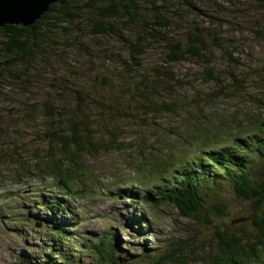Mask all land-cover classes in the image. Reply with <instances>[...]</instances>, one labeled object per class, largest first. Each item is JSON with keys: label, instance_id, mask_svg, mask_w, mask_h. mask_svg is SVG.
Listing matches in <instances>:
<instances>
[{"label": "rangeland", "instance_id": "374dc122", "mask_svg": "<svg viewBox=\"0 0 264 264\" xmlns=\"http://www.w3.org/2000/svg\"><path fill=\"white\" fill-rule=\"evenodd\" d=\"M225 8L231 11L229 15L217 17L209 12L201 25L209 27V53L214 55L209 67L214 68L216 78L204 75L205 64L186 60L171 65L175 74L185 79V86L175 88L171 95H161L164 99H125L136 92L113 85L110 93L98 89L91 91L95 106H83L82 101L78 108L70 105L57 116L45 110L36 99H21V96L44 91L46 97H52L50 82L60 84L64 75L53 74L46 67L36 65L27 75V82L32 85L28 90L19 89V82L11 78L0 77V264L12 259L17 244L31 242L9 237L13 234L21 238L14 231L19 226L17 219L24 218L27 229L37 227L39 221L26 213L29 209L47 210L41 204V196L51 195H58L49 199L53 209L67 207L64 199L71 204L66 215L59 218L68 224L67 232L83 248L69 245L72 242L64 225H56L50 229L51 259L41 264H98L101 258L96 251L89 252L88 242L81 243L87 238L97 240L95 235L103 234L112 226L119 231L121 239L136 237L146 244L134 247L151 244L154 253L165 251L154 247H160L166 234L171 241L195 237L194 245L184 251V258L164 264H208L202 257L210 248L213 253H221L217 239L220 230L240 232L251 240L257 239L259 230L246 213L264 219V207H259L254 199L239 203L234 212L217 219L213 227L179 215L178 209L171 204L159 206L144 199L150 192L162 191L174 183L173 169L190 158L187 149L201 132L213 134L247 115L264 114V0H240L238 4L227 3ZM172 31L176 36L180 29ZM122 32L127 36L125 30ZM95 38L100 41L99 46L85 39L89 45L88 54L82 51L79 56L71 55L66 63L77 67L89 62L93 68L108 73L107 82L116 74L136 78L149 71L140 67L133 72H129L132 68L127 70L131 56L121 50L125 46L118 35L103 34ZM165 46L164 43L158 46L159 51L151 57V65L163 63ZM118 57L120 64H117ZM172 96L184 99H171ZM151 102L163 104L159 106L163 109L159 111L149 104ZM64 103L69 102L64 99ZM166 103H177L191 111L173 113ZM204 105L209 116L199 119L194 111ZM73 112L86 117L83 133L93 134L87 143L90 152L82 156L79 164L71 166L77 173L76 184L71 189L58 188L50 177L45 179L31 170L42 168L48 155L59 150L53 146L57 137L50 133L59 127L66 129L64 121ZM150 175L156 179L147 181ZM221 180L225 182L226 178L223 176ZM124 195L134 196L128 199L135 203L137 212ZM238 195L231 191L223 193L222 198L224 196L227 202L235 201ZM120 206L121 217L118 214ZM36 216L40 217V213ZM240 219L243 220L238 222ZM144 221L151 225V231L148 232ZM122 226L124 228L119 229ZM54 234L62 238H55ZM31 243L37 244L36 240ZM117 245L122 251L131 250L123 243ZM58 246H63V250L56 252ZM106 253L111 256L109 250Z\"/></svg>", "mask_w": 264, "mask_h": 264}, {"label": "trees", "instance_id": "16d2710c", "mask_svg": "<svg viewBox=\"0 0 264 264\" xmlns=\"http://www.w3.org/2000/svg\"><path fill=\"white\" fill-rule=\"evenodd\" d=\"M239 1L61 0L53 4L50 12L31 26L7 24L0 27V77L11 78L14 82H19V89L28 90L32 85L27 82V75L36 66L31 64L30 60L39 58L38 52L43 50L41 48H45L48 54H53L54 64H65L71 55L79 56L82 51H86L85 55L88 54L89 45H86L85 39L91 40L94 46H99L100 41L95 36L113 34L122 39L126 49L121 47V50L127 51L131 56L127 70L132 68L129 72H133L140 67L141 70L149 69L148 72L136 78L116 74L107 82L108 73L98 67L93 68L89 62H84L75 67L73 75L64 76H77L78 80L84 78L82 83L85 82L89 87L86 99L92 105H95L91 94L93 89L110 93L113 85L136 92L125 99H164L160 96L171 95L175 88L185 86V79L175 74L171 65L186 60L199 65L205 64L204 75L210 74L211 79L216 78L214 68L209 67L214 57L209 53V27L201 25L204 17L209 16V12L217 17L229 15L231 11H228L225 5L238 4ZM174 29H180L176 36L172 31ZM124 30L127 36L122 32ZM134 32L135 37L132 35ZM161 43L166 45V55L160 53L164 57L163 63L158 66L151 65V57L159 51L158 46ZM117 64H120V58L117 59ZM50 86H54V81L50 82ZM70 93V90L66 91L68 97ZM76 99L81 98L78 96ZM171 99L184 98L172 96ZM149 104L159 111L163 109H159L163 104ZM165 106H170L173 113L191 111L190 108L177 103H166ZM194 113L199 119L209 116L206 105L198 107ZM85 121L86 117L73 112L64 121L66 129L61 130L62 127H59L51 131L50 136L57 137L53 146L59 150L48 155V161L42 168L31 171H36L45 179L50 177L58 188L67 186L71 189L76 184L77 174L71 166L79 164L82 156L90 152L87 143L91 141L93 134L83 133ZM196 139L188 147L192 148V151L187 149L190 158L181 161V164L173 169L174 183L162 189L166 201L178 209L179 215L195 223L213 227L217 219L230 215L241 202L254 199L263 209L264 114L247 115L237 122L223 126L213 134L201 132ZM183 173L186 175L185 183L176 184V180H182ZM220 174L222 175L219 176ZM223 176L226 178L225 182L221 180ZM231 191L239 195L235 201L227 202L224 196L222 198V194ZM53 196L58 197L41 196V204L46 206L47 210L39 212L29 209L26 213L34 215L36 222L42 221L43 228L31 226L27 229L24 218L17 219L19 226H16L14 231L21 238L13 237L11 233L9 237L12 240H36L37 244H17L13 248L12 259L7 260V264H41L42 261L51 259L50 229L56 225H64L67 232L68 224L59 217H64L71 209V204L65 199L67 207H50L49 199ZM144 199L156 204L149 194L145 195ZM38 213L40 217L36 216ZM246 214L259 230L257 239L251 240L240 232L220 230L217 239L221 253H207L202 259L206 258L208 264H264V219L253 213ZM67 236L72 243H78L69 233ZM95 236L97 240L87 238L81 244L88 242L87 250L96 251L97 256L101 258L98 264H164L178 257L184 258V251L195 242L194 236L190 239L171 241L166 234L160 247H154L155 250L163 248V253L139 249L135 255L127 256L121 253L122 247L117 244L120 242L131 247L132 252L135 247L124 243L113 226L103 234ZM54 237L62 238L59 234H54ZM107 250L111 252V256L107 255Z\"/></svg>", "mask_w": 264, "mask_h": 264}, {"label": "bare ground", "instance_id": "6f19581e", "mask_svg": "<svg viewBox=\"0 0 264 264\" xmlns=\"http://www.w3.org/2000/svg\"><path fill=\"white\" fill-rule=\"evenodd\" d=\"M60 1H58L56 3H59ZM56 3H52L51 5H48V10L44 11L43 15L49 13L50 10H51L52 5L56 4ZM43 15L39 19H41L43 17ZM39 19H37L31 25L35 24ZM7 24H10V23H7ZM17 25H23V24H17ZM31 25H29V26H31ZM24 26H26V25H24ZM132 35L135 37L136 32H134ZM39 47H42V46H39ZM41 49H43V50H40L38 52L39 58L37 60H34L32 58L30 60L31 64L46 67L53 74H56V75H65V74L73 75L74 74V72H75V67L74 66H69L67 63H65V64H54L53 60H52L53 59V54L52 53L48 54L46 52V50H44L45 48H41ZM50 89L54 92L52 97H46L44 95V91H43V92H39V93H34L32 95L31 94H27L25 96H21V99L34 98L42 105V107L45 110H49L51 112H55L57 116H60V115L63 114V109L65 107H70V105H73V104H75L78 107L81 104L82 101L84 102L83 103L84 106H91V107L95 106V105H92L89 102L88 99H86L87 93L89 92L88 85L85 82L82 83V80H78L77 76L76 77L64 76L63 80L60 81V84H57V82H54V86L53 87L50 86ZM67 90L71 91L70 97H68L66 95V91ZM78 96L81 99H76ZM64 99H67L69 103H67V104L64 103ZM71 115H72V113L69 114V116L67 118H69ZM180 142L178 144H180ZM185 173H183L181 175V177H182L181 181L180 180H176L175 181L176 184H179V183L184 184L185 183V176H186ZM155 179H156V176L150 175L146 180L147 181H154ZM127 190H129V188ZM163 192L164 191H155V192H150L149 193L152 201L155 202L156 204H158L159 206H167L168 204H170V203H168L166 201ZM124 198L127 201H131L125 195H124ZM125 199H124V201H125ZM131 203L134 205V207L136 209V212H137V210H138L137 206L132 201H131ZM120 208H121V206L118 207V214L121 217ZM122 222H123V220H122ZM144 222L148 226V232L151 231L152 230L151 225L147 221H144ZM123 228H124V226L120 227L119 229H123ZM117 234H119V231H117ZM69 245H74V246H76L78 248H80V247L83 248L82 245H80L78 243H72V244H69ZM151 246L152 245L150 244L149 246H146V248H142L143 246H141L139 248L135 247L133 252H132V250H127V251L123 250L122 253L127 255V256H132V255H135L136 252L139 249H143V250H146L148 252L149 251L155 252V251L152 250L153 247H151ZM56 250H57L56 252H59V251L63 250V246H58L56 248ZM81 251H84V250H81ZM209 253H213V249L212 248L209 249Z\"/></svg>", "mask_w": 264, "mask_h": 264}, {"label": "water", "instance_id": "95a60500", "mask_svg": "<svg viewBox=\"0 0 264 264\" xmlns=\"http://www.w3.org/2000/svg\"><path fill=\"white\" fill-rule=\"evenodd\" d=\"M58 1L60 0H0V27L7 23L29 26L39 19L44 11L48 10V5ZM37 227H43V224L39 223ZM123 242L133 246L146 244L137 240L136 237Z\"/></svg>", "mask_w": 264, "mask_h": 264}]
</instances>
